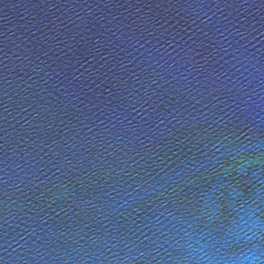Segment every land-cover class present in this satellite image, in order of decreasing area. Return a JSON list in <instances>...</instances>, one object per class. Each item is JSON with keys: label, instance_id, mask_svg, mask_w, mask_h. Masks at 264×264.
Listing matches in <instances>:
<instances>
[{"label": "water", "instance_id": "obj_1", "mask_svg": "<svg viewBox=\"0 0 264 264\" xmlns=\"http://www.w3.org/2000/svg\"><path fill=\"white\" fill-rule=\"evenodd\" d=\"M264 257V0H0V264Z\"/></svg>", "mask_w": 264, "mask_h": 264}, {"label": "clouds", "instance_id": "obj_2", "mask_svg": "<svg viewBox=\"0 0 264 264\" xmlns=\"http://www.w3.org/2000/svg\"><path fill=\"white\" fill-rule=\"evenodd\" d=\"M241 264H264V257H261L258 252L250 250L241 261Z\"/></svg>", "mask_w": 264, "mask_h": 264}]
</instances>
